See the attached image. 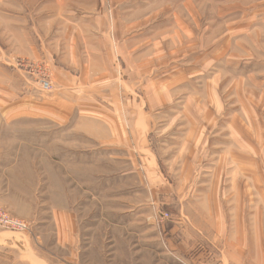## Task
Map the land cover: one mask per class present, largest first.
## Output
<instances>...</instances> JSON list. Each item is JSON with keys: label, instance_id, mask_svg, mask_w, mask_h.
<instances>
[{"label": "rangeland", "instance_id": "rangeland-1", "mask_svg": "<svg viewBox=\"0 0 264 264\" xmlns=\"http://www.w3.org/2000/svg\"><path fill=\"white\" fill-rule=\"evenodd\" d=\"M222 5L213 0H0L1 97L18 94L15 85L23 82L45 98L54 90V70L69 66L62 60L69 54L85 66L79 79L88 86L83 112L71 110L66 124L35 123L27 116L0 133V187L6 200L0 206L31 229L0 227V232L30 240L37 259L4 244L0 264H227L228 235L213 232L234 226L239 217L253 224L254 212H264V49L258 48L254 59L253 52L251 58L223 46L220 64L260 61L257 74H247L245 82L221 71L205 49L223 45L228 33L219 15L241 3ZM111 27L114 55L133 86L122 106L133 109L134 125L141 127L143 116L160 115L148 136V153L138 148L139 126L134 137L129 127L125 138L114 139V121L129 114L116 111L107 87H92L97 67L83 41ZM71 36L80 46L70 48ZM192 54V65L216 68L223 102L213 106L214 122L204 123L202 136L188 140L187 93L173 89L166 102L157 90L158 80L189 65ZM98 70L104 73L103 67ZM42 79L50 89L42 87ZM246 112L255 117L257 139L243 138L255 144L243 151V140L226 128L231 130L234 115ZM220 113L228 120L216 123ZM107 118L115 120L111 124ZM259 221L263 227L264 215Z\"/></svg>", "mask_w": 264, "mask_h": 264}, {"label": "crops", "instance_id": "crops-1", "mask_svg": "<svg viewBox=\"0 0 264 264\" xmlns=\"http://www.w3.org/2000/svg\"><path fill=\"white\" fill-rule=\"evenodd\" d=\"M213 1L222 3L223 7L231 2H238L241 3V5H237V7L229 6L226 10L225 7L223 8L224 13L221 14L222 16L219 15V20L221 19L225 21L228 34H226L223 38V45L217 48L218 50L214 49L210 52L205 49V54H207V56H212V59L214 57L217 59L216 62H219V59H221L222 56H225V54H222L221 51V48L225 46L228 47V50L232 48L239 52L244 51V53H248L251 58L253 52V57L256 59L257 49H264V0ZM180 4L181 3H179V5ZM246 4L250 5L248 6ZM96 21H98V19L93 21L95 22L94 26L99 28V21L98 24ZM111 32L113 33V27L109 28V32L103 34L104 36L102 34L88 35L87 39L83 42L87 53H89L88 58L92 60L90 61L88 59L89 62L97 67L94 72L97 73L98 76L96 79H92V87L95 88V91L96 87L98 88L97 90L102 89V87H107L108 91H111V100L109 102L112 103V106L116 107V111L117 109L120 110V112L121 110H123V112L125 110L129 114L126 116L121 113V117L119 118L118 116L117 122L114 121L115 119L111 120L107 118V122L111 124L114 121V139L119 140L121 136L124 138L126 137L125 134L129 127H132V136L134 137V129L139 125H134L133 109L129 108L128 104L126 107L122 106L123 100L128 99L133 86H131V78H127L126 70L118 64L114 55L113 49L115 48V43H110L109 38ZM100 36H103V38L101 39ZM93 38L96 39V42H93L92 44L91 40ZM72 43H76V46ZM78 46H80L79 43L74 42V38L71 36L70 48L74 49ZM65 56H68V58ZM189 56H191L190 64L187 65L189 67L180 66L178 67L177 72L174 70L171 77L158 80V85L161 86V88L157 90V95L160 98L165 99L166 102L171 99V91L173 89L180 87L181 90H184V93H187L188 104L186 103L183 108V114H185L184 117L187 116L184 120L190 123V128L188 129L190 133L189 136L187 135L188 140L196 135H198V137L202 136L200 135L202 134L201 131H205L208 128V125L204 123L212 124L214 122L213 106L217 105L219 102H223V95L217 92L218 82L216 81L217 77H215L216 68H212L211 64H209L210 66L201 65V63H195L192 65L196 56L193 59V54ZM62 60L69 61V66L57 67L54 70V76L56 79L54 90L52 93L47 94L45 98L43 95L38 93L29 92V88L24 86L23 82L15 85L18 94H8V97L0 96V133L7 125L9 126L11 123H13L12 125L21 123L23 118H26L27 116H30L29 119L31 121H35V123L37 121H47L46 123L59 121L67 123L70 120L71 110L78 111L79 113L83 112L81 109L83 106L87 105L84 90L87 89L88 86L82 83L79 77L84 72L85 66L83 69L81 61L78 59L76 60L73 54L64 55ZM251 61V59H243L242 62L238 61L237 64H232L230 62L227 64H220L221 62H219V64L221 65L220 68L223 73H229L238 80L245 82L247 74H257V65L260 60H256V65L255 62L252 64ZM242 63L243 65H241ZM98 66L104 68L103 74H101V71L98 70ZM213 66L216 67L215 63H213ZM85 73L90 72L87 71ZM98 81L99 85L96 84ZM239 82L240 81H238V83ZM238 83L235 85L236 90H238L240 86ZM58 90H61V92ZM119 93L121 94L120 97H118ZM0 94L5 95V92H0ZM100 100L105 101L103 98H100ZM238 101L241 105H243L240 99H238ZM175 115L177 114H174L171 117L176 119L178 116ZM218 116L220 117L215 121L216 123L219 120H228L225 119L224 117L226 116L221 113L218 114ZM234 116L235 117L230 120V122H232L231 130H233L231 131L229 127L226 128L228 130L227 132H235L236 137H240L241 140H243V138L256 140L257 126L254 122H252L255 117H250L248 112ZM158 118H160L159 114L146 118L143 116L139 120L141 121L142 127L139 126V129H137L136 132L138 135V148L140 150L146 151L147 153L150 152V142L148 136L150 132L153 131L152 129L156 126L155 122ZM245 119L250 122L249 124L251 126H249ZM114 127L112 126L113 132ZM216 127L217 124L214 128L216 129ZM235 135L233 134V136ZM245 142L246 141L243 140V142L239 143V146L244 149L243 151H246V148L248 147H253V145L255 147V144H250L248 141L246 143ZM147 158L148 160L150 159L149 157ZM150 160L152 161L153 159ZM243 163L248 165L251 164V162L248 161ZM2 177L3 176L0 174V178ZM261 187L264 190V184L261 185ZM3 193L4 188L0 187V202L2 204L6 201L3 198ZM263 215L264 212L258 213L256 210L253 214V224L246 225L245 220L242 222V218L239 217V223L236 221L234 226L225 229L221 228L220 231L218 230L213 232L228 235L227 243H229V245L225 248L228 252L225 251L223 254L225 255V258L227 257V264H264V226L261 227L259 225V220L263 218ZM248 217L250 218L249 214ZM4 244H6L8 248H17L21 254L23 253L29 256L33 262L35 260L37 261L36 257L32 253L33 250L30 246V240L25 237H20L15 233L2 231L0 232V247ZM230 250H233V252Z\"/></svg>", "mask_w": 264, "mask_h": 264}, {"label": "built area", "instance_id": "built-area-1", "mask_svg": "<svg viewBox=\"0 0 264 264\" xmlns=\"http://www.w3.org/2000/svg\"><path fill=\"white\" fill-rule=\"evenodd\" d=\"M41 84L45 90H48L51 87V84L44 79L41 80ZM165 217H167V215L161 214V218H165ZM0 227L5 229H11L21 233H26L31 231L28 223L16 217H13L6 209H4L1 206H0Z\"/></svg>", "mask_w": 264, "mask_h": 264}]
</instances>
